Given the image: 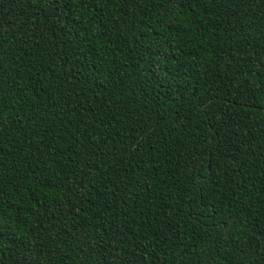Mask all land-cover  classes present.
I'll return each instance as SVG.
<instances>
[{"label": "trees", "instance_id": "obj_1", "mask_svg": "<svg viewBox=\"0 0 264 264\" xmlns=\"http://www.w3.org/2000/svg\"><path fill=\"white\" fill-rule=\"evenodd\" d=\"M0 264H264V0H0Z\"/></svg>", "mask_w": 264, "mask_h": 264}]
</instances>
